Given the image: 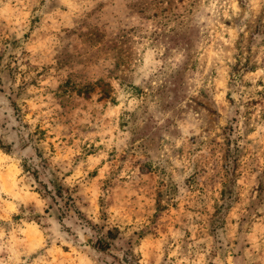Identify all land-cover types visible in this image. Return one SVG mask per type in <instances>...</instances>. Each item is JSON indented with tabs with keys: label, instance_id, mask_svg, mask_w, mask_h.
I'll return each instance as SVG.
<instances>
[{
	"label": "clouds",
	"instance_id": "clouds-1",
	"mask_svg": "<svg viewBox=\"0 0 264 264\" xmlns=\"http://www.w3.org/2000/svg\"><path fill=\"white\" fill-rule=\"evenodd\" d=\"M257 81L264 0H0V264H264Z\"/></svg>",
	"mask_w": 264,
	"mask_h": 264
},
{
	"label": "rangeland",
	"instance_id": "rangeland-1",
	"mask_svg": "<svg viewBox=\"0 0 264 264\" xmlns=\"http://www.w3.org/2000/svg\"><path fill=\"white\" fill-rule=\"evenodd\" d=\"M153 5L152 4H141L139 5V10L141 12V14L143 15L146 11H148L150 8H152ZM156 7L158 8L159 6L156 5ZM165 12L168 11V9L164 10ZM153 17L158 18L159 17V12H153L152 15L147 16V19L151 20L153 19ZM130 32L132 33V35L128 36L124 43H128L129 40H132L134 38H138L136 37V30L133 28L130 30ZM154 36V40L153 43H155L156 41H158L160 39L159 36H156L155 33H153ZM145 39H147V37H145ZM141 43H143V41H141ZM151 45H149L148 49H145V52L149 51V49H151ZM254 57L253 56H249L248 60L246 63H244V65L241 67L239 62L237 63V66L234 67L233 71L237 73L238 76H240V78L242 79V75H240L241 73H255L257 71V65L252 63V59ZM258 84L261 85V87H264V81H257ZM249 87H251V84L248 85ZM230 95V94H229ZM257 95H264V92H258ZM259 103V101H251L250 105L252 106V108H255V106ZM120 127H122V125H120ZM234 131V129H233ZM43 135V133H42ZM55 137H53L54 139ZM225 157L227 159H230L232 161V164L235 166V173H238L239 175H243L242 172H240V168L242 167L241 164V160L242 158L239 156L238 152L237 153H225ZM223 164V158L221 160V165ZM204 171H207V169H205ZM226 175L229 177L225 183L223 184H219L216 185L214 183V179L213 178H209L208 180H206L204 182L203 185L200 186L199 190L203 191L204 187H208L209 183L213 184V187L217 189L216 191V196L219 197V200H213L212 202V216L209 218V233L213 232L215 230V227L218 224H222V223H226V220L224 219L225 216L228 215L229 212H232V202L234 200V202L239 203L241 200L244 199V195L242 194H236L235 193V188H234V179L232 178L233 176V169L230 167L227 170ZM261 188H264V181H261ZM231 193L232 195L229 198V202H225L224 204H221L220 201L224 200V196L225 193ZM249 207V205H245V208ZM181 209L188 211L187 206L185 205H181L180 207H178L177 205H173L172 206V213L176 214L178 212L181 211ZM235 216H239V210H236L234 213V217ZM181 219H183V216L181 215L180 217ZM241 219H244L243 217H240ZM162 220H164V217H161ZM167 222V221H165ZM233 222L235 223V218L233 219ZM178 226V225H177ZM189 236H192L193 233H188ZM196 238H200L199 235H197ZM61 252L63 253L64 256L69 255V252L67 249H61ZM213 259H215L217 253L213 252L211 253ZM223 258V257H221Z\"/></svg>",
	"mask_w": 264,
	"mask_h": 264
}]
</instances>
